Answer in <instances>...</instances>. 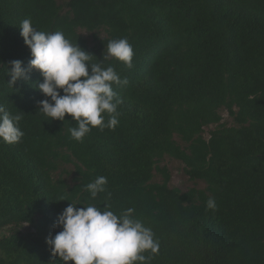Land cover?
<instances>
[{
    "label": "trees",
    "instance_id": "1",
    "mask_svg": "<svg viewBox=\"0 0 264 264\" xmlns=\"http://www.w3.org/2000/svg\"><path fill=\"white\" fill-rule=\"evenodd\" d=\"M25 18L63 32L91 63L108 41L127 38L132 67L103 62L128 81L113 85L122 100L114 130L93 128L77 142L70 116L38 111L46 97L37 70L8 84L9 62L31 59ZM0 104L22 115L24 133L0 142V264H61L45 240L61 230L52 225L69 202L133 208L160 245L148 264H264V0H0ZM164 155L205 188L170 187L158 166ZM64 165L73 166L71 181ZM100 176L106 192L93 200L84 189ZM24 223L33 231L22 233Z\"/></svg>",
    "mask_w": 264,
    "mask_h": 264
},
{
    "label": "clouds",
    "instance_id": "2",
    "mask_svg": "<svg viewBox=\"0 0 264 264\" xmlns=\"http://www.w3.org/2000/svg\"><path fill=\"white\" fill-rule=\"evenodd\" d=\"M19 28L31 59L27 67L20 60L9 62L8 84L12 87L29 71L37 70L42 82L36 87L46 97L38 102V111L51 120L64 121L66 114L70 116L76 127L69 128V133L77 142H82L93 128L114 130L119 123L117 106L122 100L113 85L124 86L128 81L103 62L115 60L131 68L134 52L127 38L108 41L103 59L91 63L93 55L73 44L61 31L37 30L30 18L22 20ZM21 119V114H12L0 104V142L21 141ZM106 184L107 178L100 176L84 190L94 200L106 192ZM110 207L69 202L52 225L61 230L46 237L51 254L61 264H148L160 246L154 232L133 215V208L116 214ZM206 209H216L214 198L206 201Z\"/></svg>",
    "mask_w": 264,
    "mask_h": 264
},
{
    "label": "rangeland",
    "instance_id": "3",
    "mask_svg": "<svg viewBox=\"0 0 264 264\" xmlns=\"http://www.w3.org/2000/svg\"><path fill=\"white\" fill-rule=\"evenodd\" d=\"M59 3L63 6L66 0H58ZM65 10V8H64ZM79 33L86 39L87 44L89 46H92L94 43L93 40V34L91 32H88L86 30L83 29H79ZM99 36H103V33L99 34ZM221 114L223 116V121L228 124L231 125L233 124L232 122V118L229 117L226 113V111L221 110ZM214 125L209 126L208 128L206 127L205 132H204V136L207 137L209 130L213 129ZM177 139V137H176ZM178 140V139H177ZM158 166L160 167H166L168 169V171L170 172V182H169V186L173 187V188H178L179 190H181L182 192L187 191L190 188H196V189H204L205 188V183L200 181V180H191L188 175L185 173V166L184 164L177 160L172 158L169 155H164L159 161H158ZM64 169L66 170L65 173V177L68 181H71V177H72V171H73V166L72 165H64L63 166ZM161 180V176L155 172L154 174V181L159 182ZM20 230L22 233H29L32 232L33 229L30 225L24 223L22 224L20 227ZM7 229H1L0 230V236L6 234Z\"/></svg>",
    "mask_w": 264,
    "mask_h": 264
}]
</instances>
